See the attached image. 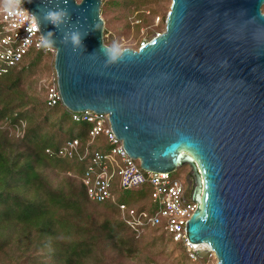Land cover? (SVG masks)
Masks as SVG:
<instances>
[{"label": "water", "instance_id": "obj_1", "mask_svg": "<svg viewBox=\"0 0 264 264\" xmlns=\"http://www.w3.org/2000/svg\"><path fill=\"white\" fill-rule=\"evenodd\" d=\"M169 1L164 30L114 63L100 51L101 0L25 4L41 21L57 6L71 15L59 31L40 26L55 33L61 105L107 114L145 172L187 165L197 204L188 241L216 264H264V0ZM74 27L87 33L85 50L60 43Z\"/></svg>", "mask_w": 264, "mask_h": 264}, {"label": "trees", "instance_id": "obj_2", "mask_svg": "<svg viewBox=\"0 0 264 264\" xmlns=\"http://www.w3.org/2000/svg\"><path fill=\"white\" fill-rule=\"evenodd\" d=\"M149 1L101 0L100 15L106 24L107 12L127 18L132 5ZM145 18L139 13L143 24ZM42 52H30L0 76V264H130L139 256L157 264L167 246L182 249L157 229L136 237L120 220L116 199L87 197L81 182L87 160L56 156L67 140L83 148L91 125L73 121L61 104L46 105L34 77L46 71L41 62L52 56ZM96 142L91 151L98 150ZM116 187L114 182L112 193ZM135 190L141 195L123 204L148 207L150 187Z\"/></svg>", "mask_w": 264, "mask_h": 264}, {"label": "built area", "instance_id": "obj_3", "mask_svg": "<svg viewBox=\"0 0 264 264\" xmlns=\"http://www.w3.org/2000/svg\"><path fill=\"white\" fill-rule=\"evenodd\" d=\"M22 7L28 10L25 0ZM40 35L39 31H30V22L23 17L9 15L0 0V76L22 62L30 52L44 51L54 56V50L37 46ZM144 44L141 43V46ZM38 86L43 90L48 107L61 104L54 70L49 76L41 78ZM70 114L73 121H84L91 125L89 139L83 148L76 139L65 141L57 150L56 156L77 161L87 160L81 182L91 201L109 200L115 203L111 192L114 182L121 190L149 186L148 207L138 209L123 203L116 204L119 218L124 225L136 237L152 229L165 233L172 242L181 245L190 261H197L199 258L196 251L203 248H207L214 257L206 245L192 244L186 238L185 226L197 204L190 199L191 193L184 190L179 178L172 177L169 173L141 170L138 161L127 154L122 142L112 132L107 114L92 111ZM99 137H103V141L109 145L108 150L91 151L89 147ZM45 152L51 153L48 149Z\"/></svg>", "mask_w": 264, "mask_h": 264}, {"label": "rangeland", "instance_id": "obj_4", "mask_svg": "<svg viewBox=\"0 0 264 264\" xmlns=\"http://www.w3.org/2000/svg\"><path fill=\"white\" fill-rule=\"evenodd\" d=\"M134 5L135 7L132 5L128 10L127 18L123 17L121 12H117V14L116 12L109 11L105 14L104 17L107 19L108 23L106 22V24H103V42L106 46L116 42L122 49L130 48L137 50L141 46V43H147L153 36L160 34L164 30V22L170 6L169 0H152L149 2H140L138 4L135 3ZM261 11L264 13V4L261 7ZM139 13L145 14L146 24H143L142 20L138 19ZM100 17L103 20L101 15ZM41 55H45L44 52H42ZM53 57L54 56L45 57L44 61L41 62V66L47 68L45 72L38 70L34 74V77L37 79L36 87H38L41 78L47 75L49 76L53 71ZM95 148L105 151L108 150L109 145L103 141V137H99L95 143ZM170 175L180 179V168ZM112 194L116 199V202L125 204L132 203L139 195H141V193L135 189L121 190L118 187L113 190ZM145 240H147V238ZM173 247L175 246H167L164 255L156 257L157 264H216V259L210 255L207 248H203V250L207 251V255L204 257L206 260L202 262L186 259L185 255H183V250L180 247ZM138 260H140V264H153L143 256L129 260V263L135 264Z\"/></svg>", "mask_w": 264, "mask_h": 264}, {"label": "clouds", "instance_id": "obj_5", "mask_svg": "<svg viewBox=\"0 0 264 264\" xmlns=\"http://www.w3.org/2000/svg\"><path fill=\"white\" fill-rule=\"evenodd\" d=\"M3 8L9 13V15H17L23 17L24 20L30 22V31L33 33L39 31L41 33L38 47L44 48L46 50H55L59 52V49L55 47L56 40L54 39L55 33L53 31L41 32V23L47 25L51 24L53 29L59 31L64 25H66L71 20V15L67 10V7H55L53 9H47L42 17V21L38 19L36 13H31L24 7H22L24 0H2ZM31 3L32 0H27ZM63 3L67 5V0H63ZM87 35L81 34V32L75 27L71 31H65L60 39L62 45H71L72 51L76 52L77 49L85 50L83 39ZM100 51L104 56L107 57V63H114L121 58L123 50L120 45L113 42L111 46L101 45ZM90 55H94V52ZM226 64V61L224 62ZM223 66V65H222Z\"/></svg>", "mask_w": 264, "mask_h": 264}, {"label": "flooded vegetation", "instance_id": "obj_6", "mask_svg": "<svg viewBox=\"0 0 264 264\" xmlns=\"http://www.w3.org/2000/svg\"><path fill=\"white\" fill-rule=\"evenodd\" d=\"M180 181L186 192H192L194 188L193 178L187 165L180 167Z\"/></svg>", "mask_w": 264, "mask_h": 264}]
</instances>
